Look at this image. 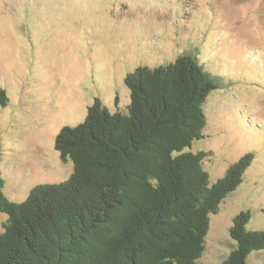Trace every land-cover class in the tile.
Returning a JSON list of instances; mask_svg holds the SVG:
<instances>
[{"label":"rangeland","instance_id":"obj_1","mask_svg":"<svg viewBox=\"0 0 264 264\" xmlns=\"http://www.w3.org/2000/svg\"><path fill=\"white\" fill-rule=\"evenodd\" d=\"M194 53L224 87L203 104L210 183L244 154L255 157L243 183L211 216L198 264H219L234 248L233 217L249 211V230H264V0H0V171L4 193L22 202L40 183L74 171L55 139L84 121L95 97L126 111V75ZM5 214L0 215V232ZM248 264H264V250Z\"/></svg>","mask_w":264,"mask_h":264},{"label":"trees","instance_id":"obj_2","mask_svg":"<svg viewBox=\"0 0 264 264\" xmlns=\"http://www.w3.org/2000/svg\"><path fill=\"white\" fill-rule=\"evenodd\" d=\"M126 111L95 97L81 123L64 126L55 148L74 171L40 183L22 202L4 193L0 171V264H198L211 216L242 183L255 155L244 154L210 183V152L187 150L204 137L203 104L224 87L194 53L129 72ZM9 97L0 88V105ZM2 143L0 141V160ZM249 211L232 219L234 248L219 264H248L264 250Z\"/></svg>","mask_w":264,"mask_h":264}]
</instances>
